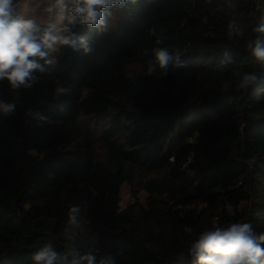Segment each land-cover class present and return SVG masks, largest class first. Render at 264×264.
Instances as JSON below:
<instances>
[{"label": "trees", "instance_id": "1", "mask_svg": "<svg viewBox=\"0 0 264 264\" xmlns=\"http://www.w3.org/2000/svg\"><path fill=\"white\" fill-rule=\"evenodd\" d=\"M62 5L55 35L71 0ZM110 11L103 26L72 28L91 53L56 45L31 88L0 81V100L17 104L0 114V264H34L47 244L116 264H194L189 248L205 230L264 233V62L247 48H264L254 31L264 0H129ZM157 47L179 61L148 74ZM245 73L258 79L241 89ZM57 81L70 94L56 99ZM104 115L100 159L80 120ZM125 183L143 203L121 209ZM73 206L79 226L68 223Z\"/></svg>", "mask_w": 264, "mask_h": 264}, {"label": "clouds", "instance_id": "2", "mask_svg": "<svg viewBox=\"0 0 264 264\" xmlns=\"http://www.w3.org/2000/svg\"><path fill=\"white\" fill-rule=\"evenodd\" d=\"M135 3V0H131ZM56 5L63 4V0H55ZM129 0H71V7L67 9V23L60 35H53L49 29L42 28L32 18H18L14 15L13 0H0V81L6 80L12 89L31 88L38 80L33 73L36 70L45 72V67L39 63L44 60L46 64L53 61L46 59L49 50L55 51L56 45L68 46L72 49L82 47L85 54L93 49L86 43V36L78 35L73 26L86 25L95 29L106 23V18L111 16V9L115 6H125ZM52 12L53 7L45 8ZM264 32V28L254 29ZM149 34L156 36L155 29H150ZM232 38L231 32L228 33ZM160 39L156 44H162ZM247 48L256 60L264 62V48H261L259 39L248 42ZM154 62L148 61V74L156 71L157 67L166 70L174 59L179 61V53L175 57L170 55L167 48H153ZM230 60L226 57L220 61L218 67L223 68ZM177 67L182 63L178 62ZM258 77L253 73H245L239 80L238 87L246 89L256 82ZM71 92L70 86H65L57 81L54 96H61ZM15 102L0 100V114L13 115L16 111ZM32 115V110L29 109ZM37 116L41 119L39 114ZM80 208L73 206L69 210L68 223L79 226L77 215ZM68 229H65L67 231ZM264 233L255 235L251 223H232L227 227L215 226L212 230H205L198 235L189 248V255L193 257L194 264H264ZM34 264H116L111 254L97 255L91 252L81 254L74 246H66L65 250L58 253L47 244L33 257Z\"/></svg>", "mask_w": 264, "mask_h": 264}, {"label": "rangeland", "instance_id": "3", "mask_svg": "<svg viewBox=\"0 0 264 264\" xmlns=\"http://www.w3.org/2000/svg\"><path fill=\"white\" fill-rule=\"evenodd\" d=\"M48 6L53 7L52 12H46L45 8ZM64 6L56 5L55 0H13L14 15L18 18H32L35 19L42 28L49 29L53 35L61 30L62 16L57 17ZM56 49V46H54ZM52 50H49V60L54 61ZM139 69L138 65H131L128 70L135 72ZM110 120L109 115L98 117H86L80 120L83 128L88 133L89 137L93 140L94 151L98 158L103 159V150L100 147L99 136L103 129L106 127ZM145 194L144 192L137 191L132 185L125 183L121 188V209L136 203H143Z\"/></svg>", "mask_w": 264, "mask_h": 264}]
</instances>
